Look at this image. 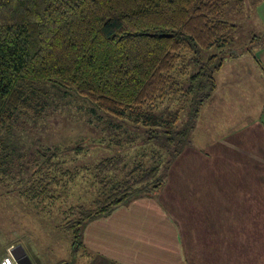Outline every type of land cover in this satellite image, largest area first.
Listing matches in <instances>:
<instances>
[{"label":"trees","instance_id":"obj_1","mask_svg":"<svg viewBox=\"0 0 264 264\" xmlns=\"http://www.w3.org/2000/svg\"><path fill=\"white\" fill-rule=\"evenodd\" d=\"M228 2L0 0V181H6L20 154L5 138L13 124L62 102L54 99L56 93L75 94L94 112L102 110L107 129L150 154L122 176L127 153L72 168L59 157L87 150L85 142L40 152L23 189L30 202H51L57 187L81 172L92 174L102 193L95 206L71 205L63 211L74 256L85 250L90 222L156 195L173 162L192 144L201 108L217 88L216 74L226 57L264 42L263 33L242 50L225 49L239 27L225 17ZM179 63L183 79L177 78ZM177 92L188 98L181 122L179 114L161 119L146 108ZM111 140L108 149L124 144Z\"/></svg>","mask_w":264,"mask_h":264},{"label":"crops","instance_id":"obj_2","mask_svg":"<svg viewBox=\"0 0 264 264\" xmlns=\"http://www.w3.org/2000/svg\"><path fill=\"white\" fill-rule=\"evenodd\" d=\"M257 52L264 66V46ZM258 100L249 118L234 108L231 125L211 122L193 136L156 195L90 222L73 264H264V93Z\"/></svg>","mask_w":264,"mask_h":264},{"label":"rangeland","instance_id":"obj_3","mask_svg":"<svg viewBox=\"0 0 264 264\" xmlns=\"http://www.w3.org/2000/svg\"><path fill=\"white\" fill-rule=\"evenodd\" d=\"M263 1L229 0L224 8L225 17L237 23L239 27L232 35L226 50L229 48L230 50H242L248 47L252 39L262 36L264 18L259 11ZM253 45V50L226 57L223 67L216 74V90L220 89L219 96H222L225 91L226 94L223 98L216 96L214 102L221 99L219 103L206 108L202 120H200L201 116L198 120L193 136L201 138L208 129L206 124L211 122L230 123L231 125L232 121L236 120L231 119L234 108L237 113L241 112L247 119L252 115V111L259 107L258 99L264 93V78L262 77L264 66L257 50L264 46V42ZM229 53L231 52H227ZM235 61L238 63L237 66L236 63L233 64ZM182 68L184 66L179 63L177 65L178 79H183L180 74ZM221 74L224 80L222 84H218V76ZM232 89H235L234 94H230ZM60 98H63L62 102H51L49 108L47 107L45 112L41 111L42 114L33 120L30 118L22 123L15 122L5 137L7 143L20 154L18 160H15L16 163H13V168L6 173V181H0V259L11 255V249L21 244L33 264H73L78 256L72 254L71 234L64 228L66 221L63 211L71 205L95 206L96 201L102 196L99 186L93 182L92 174L81 172L69 184L57 187L55 191L57 197L51 202L46 201L42 206L30 202L23 189L25 185L30 184L27 180L35 168L34 162L40 156L41 151L49 147L63 148L66 145L85 142L87 150L80 153L73 151L59 157V159H66L67 166L72 168H80L84 163L90 165L103 156L127 153L128 164L127 168L121 171L122 176L130 166L140 160H147L150 156L147 151L143 152L140 144L131 143L128 138L119 139L115 136V131L107 129L101 119L108 117L102 110L97 109L94 112L89 103L75 94L60 97L56 93L54 99L59 100ZM187 101L188 98L182 96L181 92H177L146 108L161 119L172 120L179 114L178 122H181L185 115ZM217 108L220 110H215ZM200 123L202 126H199ZM216 134V128L212 127L201 141L208 142V137L211 138ZM103 138L105 140H101ZM111 139L120 140L124 144L119 146L114 144L112 149H108L105 144H108ZM136 142H139V139ZM180 201L181 199L177 198V202Z\"/></svg>","mask_w":264,"mask_h":264},{"label":"water","instance_id":"obj_4","mask_svg":"<svg viewBox=\"0 0 264 264\" xmlns=\"http://www.w3.org/2000/svg\"><path fill=\"white\" fill-rule=\"evenodd\" d=\"M11 253L16 259H18L19 264H33L32 260L21 244L14 246L11 249Z\"/></svg>","mask_w":264,"mask_h":264},{"label":"built area","instance_id":"obj_5","mask_svg":"<svg viewBox=\"0 0 264 264\" xmlns=\"http://www.w3.org/2000/svg\"><path fill=\"white\" fill-rule=\"evenodd\" d=\"M0 264H19V262L18 259H16L11 253V255L0 259Z\"/></svg>","mask_w":264,"mask_h":264}]
</instances>
